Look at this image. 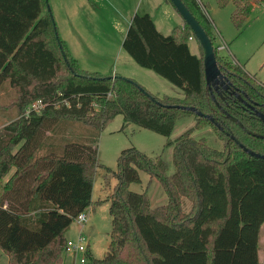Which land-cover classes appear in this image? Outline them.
<instances>
[{"label":"trees","instance_id":"16d2710c","mask_svg":"<svg viewBox=\"0 0 264 264\" xmlns=\"http://www.w3.org/2000/svg\"><path fill=\"white\" fill-rule=\"evenodd\" d=\"M181 2L213 44L211 23L196 0ZM216 3L221 9L233 5L230 21L241 31L252 1ZM190 37L195 39L184 22L164 36L148 14L132 17L122 49L184 93L182 99L159 98L125 77L83 71L58 37L45 0H0V94L7 84L14 95L0 103V256L6 264H64L65 233L91 204L98 135L116 116L124 125L169 138L176 121L187 115L195 117L193 128L165 144L172 148V175L161 156L134 149L121 159L138 156L166 202L152 207L143 195L129 214L120 196L124 215L114 212L112 224L122 244L113 264H259L264 159L247 155L230 136L261 155L264 139L248 135L226 114L260 135L264 123L235 97L214 95L224 113L206 97L203 50L195 39L202 56L191 54ZM214 53L232 88L264 114V87L220 57L216 47ZM37 100L42 109L30 110ZM167 106L194 107L214 122ZM10 110L15 117L2 113ZM206 127L224 144L225 155L206 139L191 137L193 129ZM119 177L120 184L123 171ZM87 257V264H102L89 247Z\"/></svg>","mask_w":264,"mask_h":264},{"label":"rangeland","instance_id":"374dc122","mask_svg":"<svg viewBox=\"0 0 264 264\" xmlns=\"http://www.w3.org/2000/svg\"><path fill=\"white\" fill-rule=\"evenodd\" d=\"M83 1L85 2V0ZM130 1H134L135 7H141L140 10L143 11L147 0H103L100 1V4L103 5L102 10L97 13L89 10H85L82 13L78 12L76 10V4H79L80 0H48V5L58 37L64 42L72 57L78 59L82 70L89 73L98 72L103 74L122 72L130 77L125 78L135 81L154 96L159 98L163 94L172 96L171 93L165 91L164 85L168 84L164 80L157 78L164 84L156 82L144 69L136 65L121 50L119 42L122 36L125 35L122 5ZM228 7L219 10L220 19L225 18V22L231 32L229 39H226V36L223 34L225 37L224 40L227 41L231 53L237 51L244 54L254 46L253 41L257 30L256 24L250 22L241 31H237L230 21L229 14L227 13ZM250 20L252 21L251 18ZM211 26L214 47L218 45L224 46L217 36V29L214 28L213 24ZM108 41L111 43L109 49L105 47ZM193 43H196L195 39ZM260 46L257 44L256 49H259ZM222 54L231 60L227 51H223ZM199 56H202V50L200 48ZM142 73L143 75H147L145 76V80L141 79ZM153 77L156 76L154 75ZM7 87L6 84L4 89ZM160 90H163V93H159ZM13 96V93L9 89L8 91H3L0 94V103H6ZM2 113L15 117V112L11 110ZM194 123L195 117L193 115H187L179 119L176 121L170 137L166 138L152 131L140 129L133 124L124 125L123 117L116 116L99 133L97 138L99 166L96 169L94 177L93 196L90 208L86 211L88 220L82 228L73 221L65 233V238L75 239L79 231H81L90 242L93 258L103 264L105 261L102 260L108 252L111 241V217L117 209L122 208V199L120 196L124 197L126 194H133L142 197L143 195H147L151 199L152 207L162 205L166 202V196L162 188L157 180L151 178V175L144 169L140 158L131 154L122 162V157L134 149L149 157L161 156L167 163V175L170 176L174 169L172 164V148L165 147L167 139L174 141L185 131L193 128ZM71 125L73 127L76 125L82 127L77 123H72ZM73 133L75 134V132ZM191 137L196 140L200 138L206 139L212 148H215L225 155L224 144L216 138L215 133L210 127L193 129ZM124 149L128 151L121 153ZM122 171L123 179L119 184V174ZM124 171L127 172L125 175ZM186 206L188 208V202H186ZM117 245L113 253L119 250L121 244L119 243ZM258 256L259 264H264V224L260 227L259 231ZM0 264H6V258L0 256Z\"/></svg>","mask_w":264,"mask_h":264},{"label":"crops","instance_id":"0c3cea01","mask_svg":"<svg viewBox=\"0 0 264 264\" xmlns=\"http://www.w3.org/2000/svg\"><path fill=\"white\" fill-rule=\"evenodd\" d=\"M100 1H103V0H85V2L83 0H80L79 4H76L77 5L76 10L78 12H81V13L85 10H87V11L89 10V11H93V13H97L98 11L102 10V7H103V5L100 4ZM251 1H252L251 15L248 18L246 25L248 26V24L250 22H252V24H256L257 30H256L255 38L253 41L254 46L252 48H250L248 51H246L244 54L243 53L241 54L240 52H237V51H234V53L230 52V50L228 48L227 41L224 40L225 37L223 36V34L226 36V39H229V35L231 32L229 31L228 25L225 22V18H223L222 20L220 19V11L219 10L221 8H219L217 6L216 0H214V1L213 0H205V1L200 0V3L203 7L204 14L208 18L209 22H211V24H213L215 29L219 30V31L216 30L217 36L220 38L223 45L225 46L223 49H220L218 51V55L220 57L225 58L227 61H230L231 63L236 64L239 67H241L242 70L249 77H251L257 83H259L260 85H262L264 87V0H251ZM110 5H112V4H110ZM228 6L229 7L227 8V13L229 14V17H230L232 11L234 10V7L232 4H229ZM122 7H123L122 8L123 19L125 21V27H124L125 34H126L128 26L131 22V19L135 14H140V15L148 14L151 17L157 31L160 32L164 36L170 35V33L176 27L182 26V19L180 18V16L176 12V10L172 7V5L169 2H166V0H147L145 3V7H144L143 11L140 10L141 7L140 8L135 7L134 1L124 3L122 5ZM250 18L252 19V21L250 20ZM246 25H245V27H246ZM124 36L125 35L122 36L119 43H120L121 50L126 54V52L122 49V41H123ZM193 41H194V39L191 37L188 39L189 50H190L191 54L199 56L198 45L196 43H193ZM257 44L261 45L259 49H256ZM105 47L107 49H109L111 47V43L108 41L105 44ZM217 47H219V45ZM223 51L228 52V54L231 57V60L227 59L225 57V55L222 54ZM126 55L128 56V54H126ZM73 58L76 59L78 62L77 58H75V57H73ZM128 58H130V57H128ZM127 60H128V62H130L129 59H127ZM78 64H79V62H78ZM79 66H80V64H79ZM144 70L146 71L147 74H149L151 76V78L156 80V82H159L160 84H164L161 81H159V79L161 77L157 76L154 72H152L150 70H146V69H144ZM83 71H85V70H83ZM92 73H97V74H100L102 76L119 75L122 77L130 78L129 76H127V74L122 73V72L121 73L111 72L109 74H103V73H98V72H92ZM153 74L156 77H153L154 76ZM145 76H147V75L146 74L143 75V73H142L141 79L145 80ZM157 78H159V79H157ZM162 80H164V79H162ZM164 81L168 84V85H164V87L166 89L165 91H168V93H171L172 96H168L167 94H163V96L166 95L168 97L177 98V99L184 98V93L181 90L174 87L172 84L168 83L166 80H164ZM8 89H9V91L11 90L9 87H7L5 90L8 91ZM155 91H157V90H155ZM159 93H163V90H160ZM157 95H159V94L157 93ZM125 151H128V150L124 149V150H122L121 153H124ZM126 173L127 172H125V174ZM93 186H94V183H93ZM92 196H93V190H92ZM122 198L126 202V206L128 208V213L133 214L138 209L142 197H139V196L133 195V194H129V195L126 194ZM91 199H92V197H91ZM149 200L151 202L150 198H149ZM116 214L124 215L123 208L117 209L115 211L114 215H116ZM114 215H112V217H111V235H110L111 241H110V244L108 247V252L105 254V256L102 260V261H105L103 264H113L115 262L116 255H117L118 251L113 253V250L118 246L117 244H119V243L122 244V238L120 236L121 234L116 232L115 230H113L112 222H113ZM88 242H89V240H88ZM88 247H89V250L91 251L90 242H89ZM120 247H121V245H120ZM2 258H5V256H2ZM95 260L97 261V259H95ZM98 263H100V262H98Z\"/></svg>","mask_w":264,"mask_h":264},{"label":"water","instance_id":"95a60500","mask_svg":"<svg viewBox=\"0 0 264 264\" xmlns=\"http://www.w3.org/2000/svg\"><path fill=\"white\" fill-rule=\"evenodd\" d=\"M46 1V8L50 15V7L48 5V0ZM172 7L176 10L182 21L190 28L192 34L194 35L195 39L198 41L199 45L201 46L203 50V72H204V80H205V95L206 97L210 96L211 100L215 103V105L218 107L220 111L224 113L222 108L218 105L216 102L215 96L213 92L220 97L221 99L224 98L223 93L229 96H234L237 98L244 106L249 107L248 103L244 101V99L241 98L240 93L232 88V85L230 81L220 72L215 58L214 53V46L203 30V28L200 26L198 21L193 17V15L187 10V8L184 6V4L181 2V0H169ZM143 91V90H142ZM144 92V91H143ZM145 93V92H144ZM147 94V93H146ZM152 101H155L154 98H151ZM158 103V102H157ZM168 108H178V109H184L190 112H193L198 117H203L209 119L211 122H214L213 118L210 116H205L200 111L196 110L194 107H182V106H167ZM227 118L237 124L239 128L244 130L248 135H251L253 137H256L258 139H264V135L252 133L248 131L246 128L243 127V125L234 117L226 114ZM255 116L264 123V114L260 112H255ZM217 127H219L218 124H215ZM230 139L233 140L239 148L245 152L247 155L254 157V158H260L264 159V155H261L259 153H255L248 148H246L244 145H242L237 139H235L234 136H230Z\"/></svg>","mask_w":264,"mask_h":264},{"label":"built area","instance_id":"2783aa9c","mask_svg":"<svg viewBox=\"0 0 264 264\" xmlns=\"http://www.w3.org/2000/svg\"><path fill=\"white\" fill-rule=\"evenodd\" d=\"M200 8L203 10V7L200 3V0H196ZM204 12V11H203ZM192 38V37H191ZM225 46L217 47V51L223 49ZM111 97V93L108 94V98ZM43 104L40 100L35 101L31 106L30 110L38 112L42 109ZM88 215L86 211L77 215L74 221L82 228L83 225L87 222ZM89 242L87 238L79 231L75 239H67L65 247L63 250L64 255V264H87V250Z\"/></svg>","mask_w":264,"mask_h":264},{"label":"flooded vegetation","instance_id":"af4514ba","mask_svg":"<svg viewBox=\"0 0 264 264\" xmlns=\"http://www.w3.org/2000/svg\"><path fill=\"white\" fill-rule=\"evenodd\" d=\"M213 94L214 95H216L214 92H213ZM224 94V93H223ZM227 98H229V97H232L231 99L234 101V96H227L226 94H224ZM248 105L250 106V108L249 107H246V106H244L243 105V107L246 109V110H248V112L250 113V114H253V116L254 117H256L255 116V112H260V111H258V110H256L257 108H258V103L257 102H255V103H248ZM261 105V108L262 109H264V104H260ZM261 113V112H260ZM263 114V113H262ZM257 118V117H256Z\"/></svg>","mask_w":264,"mask_h":264}]
</instances>
